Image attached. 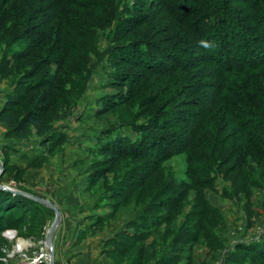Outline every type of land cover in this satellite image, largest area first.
Returning <instances> with one entry per match:
<instances>
[{
    "label": "rangeland",
    "instance_id": "rangeland-1",
    "mask_svg": "<svg viewBox=\"0 0 264 264\" xmlns=\"http://www.w3.org/2000/svg\"><path fill=\"white\" fill-rule=\"evenodd\" d=\"M109 5L113 7L114 15L111 24L104 29L95 24L101 11L93 10L94 6L78 14L80 18L84 16L81 20L85 25L92 24L96 36L84 37L85 42L90 43L79 51L83 62L78 73L72 74L78 82L73 88L68 83L64 92H60L59 98L63 101L71 99L72 103L68 104L72 107L71 115L61 120L48 118L50 128L47 132L39 134L33 128L25 138L14 137L0 122V183L24 194L2 187L0 193L12 198L21 194L27 199L26 207L2 211L5 227L0 231V264H49L51 261L47 234L57 212L32 197L51 201L60 213V222L53 234V264H77L74 252L81 246L70 245L66 249L67 257L62 259L60 254L67 244L58 242L55 245V239L64 236L66 241H71L70 236L65 235L78 226L85 230L80 231L79 239L103 238L100 256L91 264H163L173 254H181L180 262L176 264H257L251 252L240 248L264 242V163L259 158L250 156L244 168H240L242 171H230L224 176L229 169L226 166L212 177L190 173L187 155L175 154L161 162V168L150 176L143 189H138L127 199L115 197L114 188L119 180L135 178L144 159L125 158L113 164L108 161L110 154L101 152L100 146L120 135L138 140L141 135L136 128L149 127L151 122L159 119L175 123L178 117H185V110H191L192 106L183 105L191 97L185 93V88L176 87L178 82L149 73L145 64L139 61L142 58L139 53L137 60L142 64L136 65L133 63L136 53L121 50L124 44L136 38L154 44L160 38L157 31L176 24L165 12L161 1L114 0ZM73 10L76 17V9ZM128 18L139 20L138 23H127ZM2 22L0 19L3 25H0V62L6 51L25 48L22 43L9 48L6 42L9 38H4L3 30L8 27L5 32L8 34L11 23L5 26ZM151 52L155 58H160L154 50ZM21 64L20 68L0 77V110L8 103L17 117L26 105L12 103V100H18L15 86L22 73L31 68L24 62ZM132 75H136L138 82L133 93L129 91L130 83L124 81ZM222 118L219 116L213 122L221 124ZM169 130L176 131L175 128ZM232 144L223 149L231 150ZM256 178L259 181H254ZM192 181H207L209 185L196 186ZM170 182L169 191L162 192L163 186ZM179 196L182 197L181 206L172 210L170 221L155 224L157 217L154 215L167 214L160 206L146 213L149 220L141 219L146 205L159 202L170 206ZM204 197L217 210L204 213L205 228L200 229L198 242L177 245L175 237L199 220L193 215L202 212L203 207L198 204ZM189 213L193 215L186 220ZM130 221L141 225L131 227L130 235L146 233L145 239H130L121 244L126 249L124 254L113 246H105L106 240L124 231ZM191 230L195 232L198 228ZM140 248H144L145 258L141 257Z\"/></svg>",
    "mask_w": 264,
    "mask_h": 264
},
{
    "label": "trees",
    "instance_id": "trees-1",
    "mask_svg": "<svg viewBox=\"0 0 264 264\" xmlns=\"http://www.w3.org/2000/svg\"><path fill=\"white\" fill-rule=\"evenodd\" d=\"M113 1L0 0V19L5 26L11 23L8 34L5 33L8 27L3 30L4 38H9L7 45L9 48L16 43L25 45L23 50L5 52L0 62V77L14 68H20L21 62L31 67L18 79L15 86L18 100H12L14 105L25 104L26 109L19 117L8 103L0 110V122L14 137H28L33 128L39 134L47 132L50 128L48 118L61 120L71 115L72 107L68 105L72 103L71 99L63 101L59 98L60 92H64L68 83L73 88L78 82L72 74L78 73L83 62L79 51L90 43L85 42L84 37L96 36L92 24L85 25L81 20L84 16L80 18L78 14L94 6L93 10L101 11V17L95 18V24L104 29L111 24V16L114 15V9L109 5ZM160 1L165 12L179 27L176 24L162 27L157 31L160 38L154 44L136 38L124 44L121 50L132 51L136 56L139 53L142 57L139 61L145 64L149 73L178 82L176 87L185 88V93L191 97L183 105L192 108L185 110V117H178L175 123L159 119L151 122L149 127L136 128L141 135L138 140L120 135L100 146L101 152L110 154L108 161L113 164L125 158L144 159L135 178H123L114 188L115 197L121 199H127L138 189H143L150 176L161 168V162L175 154L187 155L190 173L210 176L226 166L229 169L224 176L230 171H242L240 168H244L250 156L264 163V0ZM73 9H76V17ZM131 19L125 22L138 23L139 19ZM21 25H24L23 28ZM201 40L207 41L211 47H202ZM153 50L160 58H155L154 53L152 55ZM138 57L133 61L136 65L142 64L138 62ZM46 67L47 70L42 73L41 70ZM136 75L124 79L130 83L131 93L138 84ZM219 116H223L224 122L217 125L213 119ZM171 128L176 131L171 132ZM230 144L232 148L226 152L223 148H228ZM234 159L236 161L232 162ZM192 182L196 186L209 185L207 181ZM171 183L163 186L162 192L169 191ZM13 198L17 200L13 201ZM13 198L0 193V231L5 227L4 209L26 207L24 195H13ZM181 202L182 197L179 196L170 206L159 202L146 205L141 219L149 220L146 213L160 206L163 211L167 210V214L154 215L157 217L154 222L161 225L172 219V210L178 209ZM198 205L203 207L202 212L189 213L186 220L192 215L199 220L193 223L192 228L175 237L177 245L198 242L200 229L205 228L204 213L217 210L205 197ZM136 221L128 222L124 231L106 240L105 246H113L124 254L126 249L121 244L130 239L143 241L146 233L134 232L130 235L131 227L141 226ZM196 228L198 230L191 232ZM240 249L251 252L257 264H264V242L250 243V246ZM140 253L145 258L144 248H140ZM180 258L181 254H173L163 264L179 263Z\"/></svg>",
    "mask_w": 264,
    "mask_h": 264
},
{
    "label": "crops",
    "instance_id": "crops-1",
    "mask_svg": "<svg viewBox=\"0 0 264 264\" xmlns=\"http://www.w3.org/2000/svg\"><path fill=\"white\" fill-rule=\"evenodd\" d=\"M80 231H85V230H80L79 226L72 227L71 231L68 232L70 234L65 235L67 238L70 236L71 241H69L68 239L66 241L65 240L66 238L64 236L63 238H61L62 236L61 237L58 236L57 240L55 239V245L58 244V242L67 244L66 246L63 247V250H62L63 254H60L62 259H64L67 257L66 249H68L70 245L76 243V246H81V248H78L74 252V254L77 256V259L75 260V262L77 264H91L92 260L94 261V259L96 260V258L100 256V251H101L100 247L102 245L103 238L89 236L87 238L82 237L81 239H79ZM96 251L97 253H94Z\"/></svg>",
    "mask_w": 264,
    "mask_h": 264
},
{
    "label": "water",
    "instance_id": "water-1",
    "mask_svg": "<svg viewBox=\"0 0 264 264\" xmlns=\"http://www.w3.org/2000/svg\"><path fill=\"white\" fill-rule=\"evenodd\" d=\"M0 163H1V162H0ZM0 165H1V164H0ZM0 187H2L3 189H10V188H8V187L2 186L1 183H0ZM10 190H12V191H14V192H17V193L24 194V193H22V192H20V191H16V190H13V189H10ZM25 195H26V194H25ZM32 198L35 199V200H37V201L42 202L43 204H46V205H48V206H50V207H53V208L56 210V212H57L56 220H55V222L52 224V226H51V228L49 229L48 234H47V241H48L49 245H50L51 248H52V246L54 245L53 234H54V231L56 230V228H57V226H58V224H59V222H60V213H59L57 207L55 206V204H53L51 201L46 200V199H43V198H39V197H32ZM53 254H54V253L52 252V258H51V261H50L49 264H53Z\"/></svg>",
    "mask_w": 264,
    "mask_h": 264
},
{
    "label": "clouds",
    "instance_id": "clouds-1",
    "mask_svg": "<svg viewBox=\"0 0 264 264\" xmlns=\"http://www.w3.org/2000/svg\"><path fill=\"white\" fill-rule=\"evenodd\" d=\"M200 45L205 48L211 47V45L207 41H204V40L200 41Z\"/></svg>",
    "mask_w": 264,
    "mask_h": 264
},
{
    "label": "bare ground",
    "instance_id": "bare-ground-1",
    "mask_svg": "<svg viewBox=\"0 0 264 264\" xmlns=\"http://www.w3.org/2000/svg\"><path fill=\"white\" fill-rule=\"evenodd\" d=\"M10 235H12L13 236V233H11ZM50 249L52 250V252H53V249L50 247Z\"/></svg>",
    "mask_w": 264,
    "mask_h": 264
}]
</instances>
